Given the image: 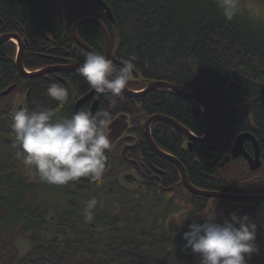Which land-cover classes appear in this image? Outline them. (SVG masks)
Instances as JSON below:
<instances>
[{
    "label": "trees",
    "instance_id": "trees-1",
    "mask_svg": "<svg viewBox=\"0 0 264 264\" xmlns=\"http://www.w3.org/2000/svg\"><path fill=\"white\" fill-rule=\"evenodd\" d=\"M101 1L113 23L94 0H0V36L20 38L23 68L34 72L62 64V59L83 63L89 53L74 43L72 26L83 18L98 20L108 33L115 66L135 58L133 79L144 82L139 88L164 82L204 100L211 136L190 150L186 138L168 124L150 125L154 144L180 162L189 183L203 191L264 194V175L246 181L258 173L243 171L245 165H224L235 138L244 133L252 134L264 159V18L250 14L241 0L231 21L224 19L215 0ZM76 34L92 51L105 54L96 25L83 24ZM16 50L11 42L0 46V93L14 86L0 96V264H200L199 256L184 247L183 233L212 211L217 222L229 219L227 202L186 191L175 166L149 150L139 119L165 116L201 137L205 122L198 104L165 89L153 90L141 102H128L126 109L117 103L111 120L128 116L135 147L124 154H111L112 149L107 153L100 184L87 178L48 184L17 157L12 114L20 108L46 107L56 116H70L91 89L80 74L19 77ZM51 82L68 89L66 103L47 95ZM16 93L23 94V103L13 101ZM108 106L101 100L97 112ZM93 197L94 219L85 223L84 209ZM256 211L229 208L230 214H246L257 224L260 251L248 264H264V224Z\"/></svg>",
    "mask_w": 264,
    "mask_h": 264
},
{
    "label": "clouds",
    "instance_id": "clouds-1",
    "mask_svg": "<svg viewBox=\"0 0 264 264\" xmlns=\"http://www.w3.org/2000/svg\"><path fill=\"white\" fill-rule=\"evenodd\" d=\"M215 4L226 21L233 20L240 11V0H215ZM134 59L117 68L103 54L89 53L76 70L90 89L108 96L115 106L133 79ZM47 95L64 104L69 91L51 82ZM11 119L14 147L19 148L17 157H22L25 166L34 168L41 181L58 186L79 182L81 178L102 182L107 153L113 148L107 132L112 119L110 110L97 114L78 110L70 116H56L46 107L20 108ZM96 205L95 197L87 202L85 223L93 221ZM204 217L203 223L190 224L189 231L182 236L186 241L184 247L199 256L200 264H248L253 254H259L257 224L248 215L232 213L223 222L216 221L213 211Z\"/></svg>",
    "mask_w": 264,
    "mask_h": 264
},
{
    "label": "water",
    "instance_id": "water-1",
    "mask_svg": "<svg viewBox=\"0 0 264 264\" xmlns=\"http://www.w3.org/2000/svg\"><path fill=\"white\" fill-rule=\"evenodd\" d=\"M94 2L97 5H99L105 11L106 16L108 17L110 22L113 23L111 13H110L109 9L106 7V5L101 0H94ZM87 23L96 25L99 28V30L101 31L102 36H103V40H104L106 57H109L111 47H110V39H109L108 33H107L106 29L104 28V26L98 20H96L94 18H83L81 20H78L72 26L71 32H72V37H73L74 42L76 43V45H78L81 49L85 50L87 53H95L87 45H85L82 41H80V39L78 38V36L76 34V28L83 25V24H87ZM6 42L14 43L17 47L16 55H15V59H14V65H15V68L17 70L19 77L32 79V78H37V77H41L44 75H48V74H51L54 72L79 74L76 70L77 67L79 66V64H72V65L63 66V67H61V66L47 67V68H44V69H41L38 71L27 72L26 70H24L23 65H22V55H23L24 43L20 40V38L16 34L1 35L0 36V46ZM13 89H14V86L8 88L6 91L0 93V96L3 97V96L8 95ZM156 89H165V90H168L171 93H173V94H175L181 98H185V99H189V100L194 101L200 107L201 115H202V118L205 122V131H204L203 135L201 137H196L192 133H190L187 129L180 126L178 123H176L174 120L167 118L165 116L156 115V116H152V117L145 120L143 115H139L140 121L141 122L144 121V125H143L144 137H145V141H146L150 151L153 154H155L156 156H158L164 160L169 161L170 163H172L175 166V168L177 169V171L179 173L180 182H181V185L183 186V188L194 196L204 197V198H208V199H219V200L238 202V203L249 202V203H263L264 204V194L232 195V194H224V193H218V192L203 191V190H199V189L193 187L189 183L188 178L186 176L185 169L180 164V162L178 160H176L174 157H172V156L168 155L167 153L161 151L154 144V142L152 141L151 135H150V125L154 122H162V123L168 124L169 126H171L173 129H175L177 132H179L181 135H183L187 139V145L186 146H187V149L190 150L193 142L203 143L206 140H208L210 135H211V123H210V119H209V115H208L207 106H206L204 100L202 98H200L197 94L186 92L183 89H179L174 85H170V84H167L164 82H156L155 81V82L147 83L144 91H142V93H140L139 96L145 95V94L152 92L153 90H156ZM93 93H94V91H91L90 93H88L85 96H83L82 98H80L74 105V112L80 110L81 106L92 97ZM123 94L125 96H129V97L136 96V95H134V93H130L126 89L123 91ZM97 105H98V102L95 101L89 109L93 114L96 113ZM127 121L128 120H127L126 116L121 115V116L117 117L116 119H114L109 125L107 132H108V135L110 137L111 143H116L115 146L113 147L112 151H111V154L121 145V143H123V141L125 139L123 137V135L128 128V122ZM244 141H251L253 143V146H254V156L253 157H250L245 153V151L243 149ZM240 156L246 160L250 171H256L260 168L261 163H260V159H259L258 145L255 142V140L253 139V137L249 134H241L234 141V145H233L232 151H231V158L235 159V158H238ZM261 219H262V222L264 224V211H262Z\"/></svg>",
    "mask_w": 264,
    "mask_h": 264
},
{
    "label": "flooded vegetation",
    "instance_id": "flooded-vegetation-1",
    "mask_svg": "<svg viewBox=\"0 0 264 264\" xmlns=\"http://www.w3.org/2000/svg\"><path fill=\"white\" fill-rule=\"evenodd\" d=\"M81 41V40H80ZM75 43V42H74ZM76 44V43H75ZM86 45V44H85ZM78 46V45H77ZM79 47V46H78ZM110 47H111V44H110ZM80 48V47H79ZM74 52V50H72V53ZM105 57H106V52H105ZM65 57H67V53L65 54ZM107 59H110L112 62H113V64L115 65V62H116V60L113 58V56H111V51H110V56L109 57H106ZM53 62V61H52ZM55 62V61H54ZM69 61H68V59H62L61 61H60V63H62V64H59V63H57V64H53V65H50V67H56V66H61V67H63V66H68V65H72L71 63H68ZM51 74H53V75H58V74H70V73H60V72H54V73H51ZM48 75H50V74H48ZM44 76H46V75H44ZM42 77V76H41ZM57 79L62 83V84H66V82L65 81H63V80H61L58 76H57ZM141 84V85H140ZM134 85V89L133 88H130L131 86H133ZM144 85V82L143 81H141V82H138L137 81V79H132L130 82H129V86L126 88V90L128 91V92H130V93H134V95H136V96H133V97H129V96H125L124 94H123V96H122V98L118 101V103H120L121 104V106H122V108L123 109H126L127 108V103L128 102H136V101H142V99L144 98V97H146L147 95H149L150 94V92L149 93H147V94H145V95H142V96H139L140 95V93H142V91H144V89H145V87H143V88H139V86H143ZM91 91H94V90H90L88 93H90ZM87 93V94H88ZM85 96V95H84ZM83 97V96H82ZM81 97V98H82ZM104 101L106 104H108L109 106V110L110 111H112L113 110V105L111 104V102H110V98L108 97V96H105V95H101V94H97V93H95V91H94V93H93V95H92V97L87 101V102H85L82 106H81V108H80V110L83 108V107H86V109L87 110H89L90 109V107H91V105L95 102V101H97L98 102V105H97V109H96V113L95 114H97L98 112V106H99V102L100 101ZM136 110L139 112V108L137 107L136 108ZM124 113V112H123ZM122 115H124V116H126V118H127V120H128V116L127 115H125V114H122ZM119 116H121V115H119ZM119 116H117V117H119ZM153 116H156V115H153ZM116 117V118H117ZM150 117H152V116H150ZM150 117H147V118H145V120L146 119H148V118H150ZM115 118V119H116ZM114 120V119H113ZM113 120H111V122L113 121ZM128 122V128H127V130H126V132L124 133V135H123V137L125 138L124 139V141H123V143H121V145L115 150V151H117L118 150V152L120 153V154H124L127 150H131V149H133L134 147H135V145H136V139L134 138L135 136L132 134V133H130V129H131V126H130V123H129V120L127 121ZM141 122V121H140ZM154 123H156V122H154ZM153 124V123H152ZM143 125H144V121L142 122V127H143ZM144 130V129H143ZM175 130V129H174ZM129 131V132H128ZM129 133V134H128ZM244 134H249V133H244ZM241 135V134H240ZM250 135V134H249ZM211 136V135H210ZM239 136V135H238ZM237 136V137H238ZM251 136H252V134H251ZM236 137V138H237ZM128 138H131V139H128ZM235 138V139H236ZM128 139V140H127ZM253 139H254V137H253ZM126 140V141H125ZM255 140V139H254ZM235 141V140H234ZM186 142H187V139H186ZM255 142H256V140H255ZM194 143H196V142H193L192 143V145L194 144ZM257 143V142H256ZM115 144L116 143H112V145H113V147L115 146ZM147 144V143H146ZM233 145H234V143H233ZM257 145H258V143H257ZM148 146V145H147ZM149 148V147H148ZM113 149V148H112ZM243 149H244V151H245V153L248 155V156H250V157H253L254 156V146H253V143L251 142V141H244V143H243ZM258 149H259V145H258ZM150 150V149H149ZM231 151H232V148H231V150H230V153H229V156H230V159L228 160V161H226L225 163H224V165H229V164H231V163H234V166L236 167V168H239L241 165H245V169H243V171H248L249 173H258L257 175H253L252 177H250V179H248V180H246V181H252V180H256V179H260V178H262V176L264 175V159H262V157H261V153H260V149H259V159H260V163H261V166H260V168L258 169V170H256V171H250L249 170V167H248V164H247V162H246V160L243 158V157H238V158H235V159H232L231 158ZM124 152V153H123ZM224 165H222L221 163H219L218 164V167L220 168V169H222L223 168V166ZM246 181H243V182H246ZM238 195V194H237ZM239 195H247V194H239ZM225 202H227V209H225L224 211H225V213H226V216L228 215H230V213H229V208L230 209H232V210H239V211H244V212H246L247 211V209L248 208H251L252 210H253V212H257L256 210L258 209V213L260 212V207H261V205L263 204V203H249V202H246V203H238V202H230V201H225ZM260 218H261V215H260Z\"/></svg>",
    "mask_w": 264,
    "mask_h": 264
},
{
    "label": "rangeland",
    "instance_id": "rangeland-1",
    "mask_svg": "<svg viewBox=\"0 0 264 264\" xmlns=\"http://www.w3.org/2000/svg\"><path fill=\"white\" fill-rule=\"evenodd\" d=\"M241 2H242V5L246 8V10L250 14L260 17V18H264V0H241ZM22 97H23V94L16 93L13 96V101H16L17 104H21L23 103ZM263 209H264V204H262L260 207V212L258 214V217H260V215L262 216Z\"/></svg>",
    "mask_w": 264,
    "mask_h": 264
},
{
    "label": "bare ground",
    "instance_id": "bare-ground-1",
    "mask_svg": "<svg viewBox=\"0 0 264 264\" xmlns=\"http://www.w3.org/2000/svg\"><path fill=\"white\" fill-rule=\"evenodd\" d=\"M195 144V143H194Z\"/></svg>",
    "mask_w": 264,
    "mask_h": 264
}]
</instances>
